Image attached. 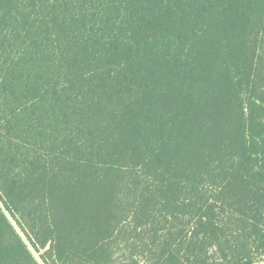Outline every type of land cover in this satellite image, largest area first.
I'll return each mask as SVG.
<instances>
[{"label": "trees", "instance_id": "obj_1", "mask_svg": "<svg viewBox=\"0 0 264 264\" xmlns=\"http://www.w3.org/2000/svg\"><path fill=\"white\" fill-rule=\"evenodd\" d=\"M0 264H264V0H0Z\"/></svg>", "mask_w": 264, "mask_h": 264}]
</instances>
